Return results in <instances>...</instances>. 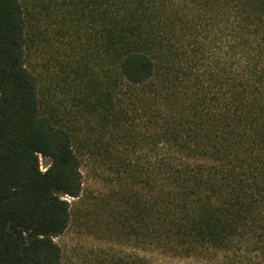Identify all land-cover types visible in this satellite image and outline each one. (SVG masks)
I'll return each instance as SVG.
<instances>
[{
	"label": "trees",
	"instance_id": "trees-1",
	"mask_svg": "<svg viewBox=\"0 0 264 264\" xmlns=\"http://www.w3.org/2000/svg\"><path fill=\"white\" fill-rule=\"evenodd\" d=\"M41 45L59 66L48 99L27 63ZM81 148L133 183L103 209L109 231L264 264V0H0V264L62 263Z\"/></svg>",
	"mask_w": 264,
	"mask_h": 264
},
{
	"label": "rangeland",
	"instance_id": "rangeland-1",
	"mask_svg": "<svg viewBox=\"0 0 264 264\" xmlns=\"http://www.w3.org/2000/svg\"><path fill=\"white\" fill-rule=\"evenodd\" d=\"M27 12L30 17V9ZM43 30L47 32V36L51 34L48 21ZM63 50L65 49L59 44L57 51L60 55L66 54ZM53 56L48 47L41 45L39 50H29L27 57L29 68L38 76L40 93H44L47 99L50 95L48 72L59 67L50 60ZM57 92L60 93V90ZM80 133L84 135L82 131ZM81 149L82 190L79 197H67L70 202V220L66 229L54 238L61 249V264H95L96 259L93 256L98 254L101 258L110 248L142 255L149 264H203L192 257L169 255L155 250L150 245H138L134 240L128 241L116 230L109 231L103 220L106 218L103 209L107 204L113 205L115 209V206L120 207L121 192L133 183L110 170L106 163H103L99 152ZM39 163L41 170H44L48 159L40 156ZM112 192L117 193L112 195Z\"/></svg>",
	"mask_w": 264,
	"mask_h": 264
}]
</instances>
